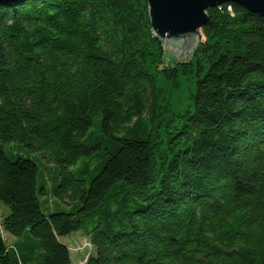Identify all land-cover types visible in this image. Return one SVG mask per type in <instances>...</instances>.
Returning <instances> with one entry per match:
<instances>
[{
	"label": "trees",
	"instance_id": "obj_1",
	"mask_svg": "<svg viewBox=\"0 0 264 264\" xmlns=\"http://www.w3.org/2000/svg\"><path fill=\"white\" fill-rule=\"evenodd\" d=\"M0 264H264V16L0 2Z\"/></svg>",
	"mask_w": 264,
	"mask_h": 264
},
{
	"label": "water",
	"instance_id": "obj_2",
	"mask_svg": "<svg viewBox=\"0 0 264 264\" xmlns=\"http://www.w3.org/2000/svg\"><path fill=\"white\" fill-rule=\"evenodd\" d=\"M229 1L264 16V0H146L151 31L165 51L188 58L198 46L207 10Z\"/></svg>",
	"mask_w": 264,
	"mask_h": 264
},
{
	"label": "rangeland",
	"instance_id": "obj_3",
	"mask_svg": "<svg viewBox=\"0 0 264 264\" xmlns=\"http://www.w3.org/2000/svg\"><path fill=\"white\" fill-rule=\"evenodd\" d=\"M171 54L174 55L173 53H171ZM174 56L177 57V58H179V59H186V58H181V57L176 56V55H174ZM76 233H78L80 235H84V232H82V231H77ZM84 236L86 237V235H84ZM69 238H70L69 236H60V241L66 243L69 240ZM71 258H72V260L74 262L75 257H74V254L73 253H72Z\"/></svg>",
	"mask_w": 264,
	"mask_h": 264
}]
</instances>
